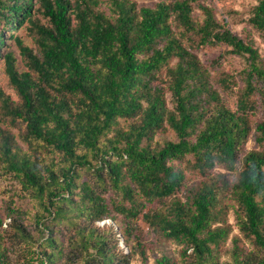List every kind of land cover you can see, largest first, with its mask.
I'll return each instance as SVG.
<instances>
[{
    "label": "trees",
    "instance_id": "16d2710c",
    "mask_svg": "<svg viewBox=\"0 0 264 264\" xmlns=\"http://www.w3.org/2000/svg\"><path fill=\"white\" fill-rule=\"evenodd\" d=\"M103 3L0 0V59L19 97L14 105L1 94L2 113L28 145L0 126V172L16 185L12 197L36 206L34 228L15 200L7 219L0 215V264L34 263V244L39 264H130L134 251L147 264L139 223L183 245L189 264H217L229 231L214 225L226 199L255 247L237 249L234 264H264V150L245 147L255 93L264 106L258 50L199 0ZM250 23L264 38V0ZM23 27L35 47L17 34ZM216 45L249 61L236 109L196 53ZM166 68L167 84L159 80ZM167 130L174 138L154 143ZM255 130L264 145V121ZM157 264L177 263L162 256Z\"/></svg>",
    "mask_w": 264,
    "mask_h": 264
},
{
    "label": "rangeland",
    "instance_id": "374dc122",
    "mask_svg": "<svg viewBox=\"0 0 264 264\" xmlns=\"http://www.w3.org/2000/svg\"><path fill=\"white\" fill-rule=\"evenodd\" d=\"M140 6H152L158 2V0H133ZM201 3L209 6L214 10V13L220 22L227 25L233 32L237 33L247 43L252 44L260 54V64L264 66V38L260 32L253 28L250 23L255 6L258 4V0H199ZM103 9H107V0H103ZM195 18L198 21L203 20L202 11L196 8ZM177 31V26H174ZM180 29H178L179 31ZM17 34H19L26 45L35 47L34 38L27 32L26 28H21ZM188 39V38H187ZM186 39V41H187ZM194 40L198 37L194 36ZM8 43H11L8 41ZM191 46V44H189ZM232 48L225 45L207 46L202 49H197L196 53L199 55L201 61L210 72V80L213 87L220 93L222 100L227 106L236 109L237 101L241 93L245 89L244 71L248 68L249 61L245 55H237L231 53ZM14 52L17 59V67L20 72L26 70V65L23 58L20 55L19 49L14 46ZM167 68L160 72V81L167 84L166 78ZM229 78V87L225 86L224 80ZM167 87V85H165ZM1 94L5 97H10L12 104L15 105L19 101L18 94L14 87L11 85L9 78L5 75L4 70V59H0V126L6 131H11L15 135L17 142L24 148L27 149L28 145L21 139L20 133L21 128L19 125H13L10 119L3 116L2 113V101ZM252 99L255 101L257 110L250 114L252 131L246 140L245 147L247 150H264V145L257 141L259 134L255 130L258 122L264 121V106L260 94L257 92L253 95ZM169 106L174 107L172 97L168 95ZM121 124H124L121 121ZM174 138V134L171 130L164 131L158 134L154 143L164 142ZM235 174H232L234 177ZM193 182L199 184L200 177L194 176ZM15 183L13 180L2 175L0 172V215L3 219H7L6 213L8 210L7 205L10 204L11 200H15L16 206L22 209L23 223L28 228H34V218L30 214L33 209L36 208L35 204L31 201L19 200L14 195ZM228 202L226 205L227 210L221 214L219 221L215 223L214 227L221 226L228 229L229 235L224 241L222 246L216 252L217 264H234V252L238 249L240 252L249 253L255 249L252 241L244 236L241 232L237 215H236V204L234 201L226 199ZM120 223L124 224V220L119 218L117 221L118 226ZM102 225V223L100 224ZM145 234L144 247L147 254V264H157V260L162 256H168L173 262L177 264H189L188 259L184 254V246L178 244L175 241L167 240L162 238L158 234L152 233L147 226L143 223H139ZM35 234V233H34ZM67 240V236L63 237ZM38 241L36 237L35 243ZM122 240L120 241V244ZM67 245V243H66ZM133 245V239L131 246ZM34 250H31L28 254L29 260H34L32 264H39L36 262L38 247L36 244L33 245ZM129 250L125 249V253ZM28 253V252H27ZM189 254H192L191 251ZM130 264H144L142 256L139 251H134L131 258Z\"/></svg>",
    "mask_w": 264,
    "mask_h": 264
}]
</instances>
